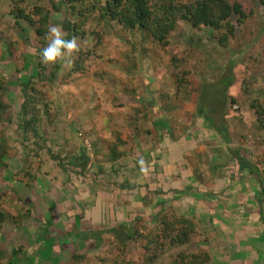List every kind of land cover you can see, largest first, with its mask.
<instances>
[{
    "label": "rangeland",
    "instance_id": "374dc122",
    "mask_svg": "<svg viewBox=\"0 0 264 264\" xmlns=\"http://www.w3.org/2000/svg\"><path fill=\"white\" fill-rule=\"evenodd\" d=\"M28 1L0 0V58L4 59L0 67L2 70L12 67L20 69L23 81L37 77L38 71L43 68L42 79L47 80L42 81L40 77L34 83L36 91L28 89L32 96H38L40 92L43 96L32 102L28 114L30 117L37 113L42 122L37 123L34 130L16 124L22 113L19 100H22L24 87L4 76L11 89L2 93V97L5 103L11 105L13 114L10 119L6 112L0 110V140H4L0 143L8 146L7 155L15 153V149H22L24 155L28 156L27 163L31 159L43 162V157L53 155L66 164L60 157L61 153L57 154L54 141L65 144L75 140L83 145L88 140L93 146L103 142H106L105 145L128 142L131 132L135 133V130L146 126L147 114L142 112L147 109L149 95L155 97L160 93L159 96H162L167 91L178 89L170 70L174 56L180 57L188 70L189 84L185 88L180 87L181 96L188 94L185 95L188 98L190 92H196L193 87L196 81L201 87L204 101L214 91L220 94L221 99L225 94L236 97L238 103L229 105V112L240 113L243 107H251L255 98L264 105V0H231L239 2L248 16L241 22L237 15L228 19L235 29L227 46L216 39L207 38V29L191 28L184 21H179L176 29L169 33L168 43L163 45L152 36L143 38L137 28H128L119 21L105 19L98 24L100 20L92 18L81 26L87 38L77 37V43L82 49H89L94 38L91 33L93 25H99L101 29L98 33L103 40L98 49L101 57L90 61L87 70L80 73H70L67 68L68 63L73 62L75 52L55 63L39 66L38 57L41 58L47 41L22 17L23 14H31L33 5L45 4L52 9L48 24L60 26L66 39L63 25L68 18L72 25L77 24L78 14L67 4H60L61 0ZM33 19L40 20L37 16ZM92 21L95 22L92 24ZM48 24L37 23L46 31ZM49 70H52L54 78H47ZM209 81L211 84L205 85ZM11 170L9 168L8 175H12ZM2 188L0 181V193ZM4 204L7 203L4 201ZM18 207L24 210L30 208L25 202H19ZM35 209L39 212V205ZM75 214L80 215L81 211L76 210ZM57 215L58 211L52 214L53 217ZM50 219L52 221L40 226L41 222L36 224L35 218H30L29 226L15 228L16 232L19 230L15 239L0 234V246L5 244L13 253L12 259L0 260V264H122V260L127 264H166L175 253L182 250L194 252L195 246L200 245V242H196L194 229H189L187 244L180 245L184 240V236L180 235L175 243L169 241L161 246L150 245V250H146L143 244L147 235L156 234L150 232H158L159 227L139 221L135 227V237L128 241V248L119 250L117 238L111 233L103 234L101 245L96 247L92 240L83 235L90 232L89 227L79 224L75 228L71 221L57 219L62 225L59 230L53 218ZM7 225L6 231L10 229ZM64 232H67L66 235ZM91 235L94 237V234ZM5 238H12V241ZM90 246L86 253L80 250ZM111 250L113 256L109 255ZM74 251L75 256L71 257ZM217 261L222 263L219 259ZM255 262L252 264H260Z\"/></svg>",
    "mask_w": 264,
    "mask_h": 264
},
{
    "label": "crops",
    "instance_id": "0c3cea01",
    "mask_svg": "<svg viewBox=\"0 0 264 264\" xmlns=\"http://www.w3.org/2000/svg\"><path fill=\"white\" fill-rule=\"evenodd\" d=\"M198 84L193 82L196 92L188 98L179 95H186L188 103L179 97L168 104L160 93L149 95L142 112L147 114L146 128L131 132L124 144L97 143L91 154L75 140L65 144L53 140L66 164L48 156L31 162V171L47 172L31 181L36 190L32 204L41 206L39 213L58 211L60 220L68 219L63 212H74L69 219L78 224L76 228L87 226L90 232L134 218L155 225L159 214L190 219L200 242L195 252L209 253L207 264H264L263 128L258 130L253 108L229 112L234 97L225 94L221 99L214 91L203 102ZM14 151L0 170V181L2 189L17 191L22 180L30 178L23 174L27 166L23 150ZM141 159L147 174L140 171ZM57 225L62 229L61 223ZM14 227L9 226L10 232L17 236ZM90 232L83 233L89 241Z\"/></svg>",
    "mask_w": 264,
    "mask_h": 264
},
{
    "label": "trees",
    "instance_id": "16d2710c",
    "mask_svg": "<svg viewBox=\"0 0 264 264\" xmlns=\"http://www.w3.org/2000/svg\"><path fill=\"white\" fill-rule=\"evenodd\" d=\"M26 1L29 2L28 0ZM60 4H67L69 8L73 9V11L78 14L77 24L72 25L68 18L63 25L65 28L64 32H66V39H72L73 36L79 37L80 39H86L87 37H84V30L81 29V26L86 25L87 22L92 18H97L100 20L98 21V24L104 22L103 20L108 19L114 20V22L119 21L124 26L131 29L137 28L143 38L152 36L161 42V44L165 45L168 43L167 37L169 33L176 29L179 21H184L191 28L203 30L207 29V38L216 39L223 46H227L230 42V37L234 35L233 29H235V25L228 19L230 17H234V15H237L239 18L238 20L241 22L245 19V17L248 16L245 10L240 7L241 5L239 2H231V0H65V2L61 0ZM55 6L54 8H56ZM31 8V14H23L22 17L36 28V32L39 36L45 37L44 34L47 33V31L43 29L42 25H37V23L43 22L48 24L52 17V9L42 3L35 4ZM16 16V23H18L19 14ZM34 16L39 17L40 20L37 21L36 19H33ZM94 22L95 21H92L91 23L93 24ZM48 26L49 24L47 27ZM93 28L94 29L91 30V33L93 34L94 38L92 39L91 47L89 49H82L79 46V52H75L73 62L68 63L69 65L67 68L69 69L70 73H74L73 71H78L79 73L84 72L89 67L90 61L101 57L100 53L98 52V49L103 44L102 37L98 33L101 28L97 24H94ZM9 49L13 51L12 47H9ZM38 59L40 60V66L43 64V62L41 61L40 57H38ZM3 60V58H0V66H2L1 62ZM181 60L182 59L180 57H172L173 66L172 69H170L172 74L171 78H175L178 89H175V91H167L166 93L162 94L168 104L175 103L181 94L180 87L185 88L189 84L188 70L185 68L184 63H182ZM6 66H8L7 63ZM0 72H2L0 73V110L2 112H6L10 119L12 118V107L9 103H5L4 98L2 97V93L7 92L8 89H11V87L4 81L6 77L8 80L16 81L19 83V85L21 84L24 87L22 93L23 117L29 114V111L31 110L29 107L32 102H35L36 99L38 100L39 98H43L41 92L38 94V96L36 94L32 96V93L28 92V89L31 91H36L34 83L37 82L40 77L41 79L43 78V68L41 67V71H38L37 77L32 76L26 81L22 80V71L17 68L15 69V67L4 68V70H2L0 67ZM48 73V79L54 78L51 75L52 70H49ZM68 77L69 74L67 75V78ZM7 79L6 81H8ZM45 80L47 79H42V81ZM253 100L254 101L251 104V107L256 110L258 121L260 122L261 127L264 128V105H262L257 98ZM202 101L204 102V100ZM232 102H237V100L232 98ZM170 107L174 106L170 105ZM204 107L205 106L202 104L200 108L204 109ZM204 111L210 113L209 111L202 110V112ZM23 117H21V119H23ZM28 123L29 121H25L24 124ZM0 141L4 142V140ZM7 152L8 146L6 144L0 143L1 168L6 167L7 165ZM23 174L27 177H30V179L22 180V183L24 184L20 190L16 191L15 189L5 188V190L3 189L0 193V232L5 230V225H7V223L12 224L11 226L15 225L14 228L18 226L22 228L25 227V225L29 226L30 218H35L36 224L41 222L40 226L45 225L44 223L46 221H52L50 218L52 217L53 212L44 211L43 213L42 211L39 213L35 209L36 205L34 206L32 204L34 198L31 199V196L34 197L36 191L34 185L32 186L31 184V181H33V178L31 177L33 175L32 172L24 168ZM15 192L18 193L17 196H13ZM4 201L7 204H4ZM19 202H25V204L30 208L24 210L23 207H18ZM59 215L53 217V221L56 223L58 222L57 217H60ZM65 215L68 217L67 220L71 221L69 217H73V215L66 212ZM159 215L157 217V223L155 224L157 226L156 228L159 227L157 230L158 232H150L156 234L147 235V239L143 244L146 250H150V245L161 246L163 243L169 241L175 243L177 239L179 240L180 235L184 236L185 240H182V244L180 245L187 244L186 238H189L188 230L194 229L193 231H195L196 229L193 221L180 217L170 218L167 215ZM24 221L26 222L25 224H23ZM139 221L144 220H141L140 218H134L132 221L122 222L106 230H94L98 240L96 241V246H100L101 244L100 235H103L104 232H109L116 236L118 249L123 251L125 248H128V241L135 237V227ZM71 222L74 223L73 221ZM74 226L75 228L77 227L75 223ZM66 233L67 232H64L63 234L66 235ZM7 235L11 236L12 238L16 237V234L12 235V232L10 231L7 232L6 236ZM12 238L9 240L12 241ZM10 250L11 249L5 245L0 246V260H7L10 258L12 259L13 253H11ZM123 254L126 255L125 253ZM109 255L113 256V250L109 251ZM74 256L75 252H73V257ZM209 262L210 254L205 251L190 252L182 250L175 253V255H173L166 264H206ZM122 264L127 263L125 260H122Z\"/></svg>",
    "mask_w": 264,
    "mask_h": 264
},
{
    "label": "clouds",
    "instance_id": "9594fccd",
    "mask_svg": "<svg viewBox=\"0 0 264 264\" xmlns=\"http://www.w3.org/2000/svg\"><path fill=\"white\" fill-rule=\"evenodd\" d=\"M63 32H62V29L60 26H55V25H49L48 28H47V33H46V36H45V39L47 41V46L43 48L42 52H41V60L43 63L45 64H48V63H55L56 61L58 60H61L63 59L65 56H72V54L74 52H79V45L77 43V37L73 36L72 39H64L63 38ZM231 96V95H230ZM233 97V96H231ZM22 101H23V96L21 97ZM20 101V100H19ZM232 103H236V102H232ZM21 108H22V105H21ZM252 108V107H250ZM254 109V108H253ZM255 110V109H254ZM256 111V110H255ZM257 114V113H256ZM21 116L23 117V108H22V113H21ZM257 118H258V115H257ZM21 121V123H19ZM25 121H29L28 124H24ZM39 122H42V120H39V117L37 115V113H34L32 116H28L25 115L23 117V119H21L20 117V120H18V122L16 124H19V126H24L26 127V129H32L34 130L35 129V126H37V123ZM261 127L260 125V122H259V128ZM25 129V128H24ZM264 130V128L262 129ZM112 146L116 145L117 144H111ZM108 147V146H107ZM96 146H93L91 142H89L88 140H85V143H83L82 145V151L84 150V152H88V153H91L93 154L94 151H95ZM26 156V155H24ZM8 159H9V155H7ZM28 157V156H27ZM27 157H26V161L25 163L27 164V166L25 167L26 170H29L30 172H32V174L34 172H37L38 173H41L42 175L44 176H47L46 175V171L42 170V169H38V170H34V171H31V162H32V159L30 160V162L27 163ZM52 158H56L55 156H51ZM8 159L6 160V162L8 161ZM24 163V164H25ZM62 163V161H61ZM139 165H140V171L144 174H147L149 169L148 167L145 165V161L144 160H140L139 162ZM62 165H64L62 163ZM3 168V167H2ZM37 174H33L31 177L33 178L34 175H37ZM30 178V177H29ZM87 178V177H86ZM263 212H264V209H263ZM65 213V212H63ZM120 224V223H118ZM154 225V224H153ZM8 227L10 226V224L7 225ZM19 227V226H18ZM111 228V227H110ZM58 229L61 230V228L59 227ZM107 228H103V229H96V231H101V230H106ZM94 230L95 229H91V234H94V237L93 238V243L94 245L96 246V241L97 238H96V234L94 233ZM10 231V229H9ZM8 230L6 231V229L3 231V232H0L1 235H3L4 237L6 236ZM109 233V232H108ZM89 234V235H91ZM103 234H107V232H104ZM8 236V235H7ZM92 236V235H91ZM102 236L103 235H100V238L102 241ZM101 245V244H100ZM97 247V246H96ZM90 249H87V251H89ZM75 252V251H74ZM84 252V253H86ZM73 257V256H71Z\"/></svg>",
    "mask_w": 264,
    "mask_h": 264
}]
</instances>
